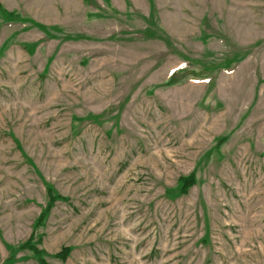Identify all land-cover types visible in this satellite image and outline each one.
Listing matches in <instances>:
<instances>
[{"label": "rangeland", "instance_id": "1", "mask_svg": "<svg viewBox=\"0 0 264 264\" xmlns=\"http://www.w3.org/2000/svg\"><path fill=\"white\" fill-rule=\"evenodd\" d=\"M30 247L264 264V0H0V264Z\"/></svg>", "mask_w": 264, "mask_h": 264}, {"label": "trees", "instance_id": "2", "mask_svg": "<svg viewBox=\"0 0 264 264\" xmlns=\"http://www.w3.org/2000/svg\"><path fill=\"white\" fill-rule=\"evenodd\" d=\"M192 184H193V178H186V179L184 178V179H182V192H185L186 189L188 187H190ZM29 249H32L33 250L34 248L30 247ZM33 251H34L35 255L38 256V263L39 264H47L41 257H39V254L40 253L36 252V250H33ZM68 254H69V249L68 248H64L57 255V257H59V258H65V257L68 256Z\"/></svg>", "mask_w": 264, "mask_h": 264}]
</instances>
